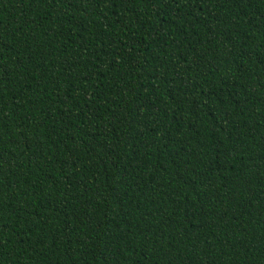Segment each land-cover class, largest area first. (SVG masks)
<instances>
[{
	"label": "trees",
	"instance_id": "1",
	"mask_svg": "<svg viewBox=\"0 0 264 264\" xmlns=\"http://www.w3.org/2000/svg\"><path fill=\"white\" fill-rule=\"evenodd\" d=\"M0 264H264V0H0Z\"/></svg>",
	"mask_w": 264,
	"mask_h": 264
}]
</instances>
